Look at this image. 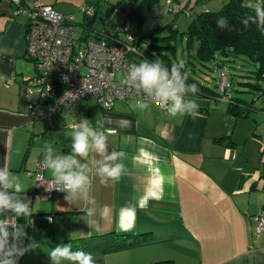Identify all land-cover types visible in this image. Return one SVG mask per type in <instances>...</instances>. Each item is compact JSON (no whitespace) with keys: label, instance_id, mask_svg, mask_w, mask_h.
<instances>
[{"label":"crops","instance_id":"obj_1","mask_svg":"<svg viewBox=\"0 0 264 264\" xmlns=\"http://www.w3.org/2000/svg\"><path fill=\"white\" fill-rule=\"evenodd\" d=\"M102 1L21 0L28 10L35 2L52 6L72 15L78 25L84 21H77L82 7L98 5L99 11ZM17 11L11 0H0V167L20 176L32 204V217L17 221L24 225L25 243L63 242L111 232H150L152 240L148 244L125 250L126 254L138 252L135 264H264V234H256L254 220L264 212V170L260 160L255 162L258 166H251L250 158L241 168L236 167L242 155L235 138L242 120H253L258 127L254 114H264V106L257 107L254 100V107L262 110L236 120L226 113L222 99L208 100L198 95L195 101L211 110L193 119L171 117L148 100L119 101L112 110L100 109L94 115L78 101L75 108L55 114L52 127L44 121H32L23 96V79L34 77L29 68L32 64L35 67L26 57L29 16ZM82 32H86L83 27ZM187 95L185 99L194 100ZM137 101L148 103L150 109L139 110ZM64 112L76 122L87 118L97 131H104L109 153L124 151L128 156L126 161L114 162L125 163L129 170L118 182L105 186L98 177L94 179L91 195L96 211L92 216L87 215L89 205L68 202L64 192L55 193L52 199L35 195L33 174L49 139H55V145L49 144L54 155L71 152L73 125L63 122ZM121 120L131 121V126L118 125ZM253 133L263 139L264 135ZM219 138L224 139L223 144L215 141ZM99 159L93 153L81 163L88 164L94 175L92 161ZM44 175L52 179L46 168ZM105 206L107 214H102ZM0 219L11 223L9 215ZM89 252L96 264H104L106 253ZM18 263L51 264L49 257H39L36 250Z\"/></svg>","mask_w":264,"mask_h":264},{"label":"built area","instance_id":"obj_2","mask_svg":"<svg viewBox=\"0 0 264 264\" xmlns=\"http://www.w3.org/2000/svg\"><path fill=\"white\" fill-rule=\"evenodd\" d=\"M11 1L18 7L17 13L29 16L26 57L35 64L36 75L23 79V96L32 121L41 120L52 127L55 114L75 108L78 101L86 98L97 99L105 111L112 110L116 102L128 100H148L162 108L142 89L125 82L130 66L138 65L135 61L137 40L128 25L118 28L114 37L95 31L76 32L78 25L72 15L62 14L40 2L33 3L28 10L21 0ZM176 2L181 0H167L170 12L177 13L182 7L176 6ZM175 8L178 9L174 11ZM82 11L85 16H91L94 6L84 5ZM121 31L126 36L119 37ZM120 74L123 78H118ZM220 81L218 90L227 102L231 81L224 72L220 73ZM44 171L40 163L33 174L35 195L52 199L55 193L63 191L55 189L58 186L45 177ZM254 220L256 234H264V212Z\"/></svg>","mask_w":264,"mask_h":264},{"label":"clouds","instance_id":"obj_3","mask_svg":"<svg viewBox=\"0 0 264 264\" xmlns=\"http://www.w3.org/2000/svg\"><path fill=\"white\" fill-rule=\"evenodd\" d=\"M253 15L241 19L246 28L255 24L264 32V3L256 0ZM216 27L221 30H234L229 26L227 17H220ZM185 68L183 61L167 67L160 60L151 62L143 60L138 65L133 64L127 71L125 82L145 93L159 102L161 107L171 116H190L195 119L199 115V104L195 100L185 99L188 93L197 94L196 84H188V72H181ZM136 107L149 110L150 105L144 101H137ZM111 121L110 117H105ZM99 123V121H97ZM120 126H131V121L121 120ZM71 152L68 155H54L53 148L45 144L41 164L50 170L52 184L55 189L66 193L65 199L69 201H82L89 205L87 215L95 214V198L91 195L93 182L96 177L105 186L110 182H118L123 176L129 174L125 163H114L117 160H127L124 151L108 152V137L104 131H97L87 118H80L73 126L71 135ZM100 157L93 160L95 173L90 174L89 165L81 163L89 160L91 154ZM32 204L24 193L23 183L19 175L12 173L7 167H0V217L10 216L11 223L0 219V264H18L25 254L39 247L38 242L30 240L25 243L26 232L23 224L18 223L19 218L32 217ZM107 206L102 214H107ZM52 222V217L48 218ZM51 264H96L90 252L73 250L70 243L59 244L48 253Z\"/></svg>","mask_w":264,"mask_h":264},{"label":"trees","instance_id":"obj_4","mask_svg":"<svg viewBox=\"0 0 264 264\" xmlns=\"http://www.w3.org/2000/svg\"><path fill=\"white\" fill-rule=\"evenodd\" d=\"M107 1V0H106ZM159 0H127L131 8L124 17L122 26H126L128 21H135L138 26V32L133 36L137 42V58L136 63H140L143 60H149L155 62L160 60L165 66L171 67L175 62L166 53L170 46V38L175 39L176 34L172 36L160 37L155 36V32L160 26H157L154 31L143 34L141 32L142 26L146 21L149 8L156 4ZM264 3V0H260ZM98 5H94V12L91 16H85L84 21L80 23L86 32L95 31L99 34H109L112 37L117 35L118 29L110 31L107 28L97 29L93 25L94 18L99 14ZM168 6V5H167ZM184 10L183 5L181 11ZM176 16V13H174ZM253 7L247 6L245 0H229L219 12H207L203 11L198 14L190 23L186 34H188L190 40L197 42V52L193 56L199 62H211L214 61L217 55L224 57H244L249 59L258 65L255 72V79L257 83L243 82L244 85L251 87L254 90L259 91L264 96V89L261 81L264 82V32H262L255 24H250L248 27H244L241 24V19L248 15H253ZM192 14H190L191 16ZM220 17H227L229 20V26L234 27V30L229 32L228 30L218 29L216 27V21ZM176 20L174 18L173 22ZM78 25V24H77ZM177 31V30H175ZM174 31V32H175ZM185 69H181L183 73ZM251 78L250 76H246ZM252 80V79H251ZM188 84H196L199 91L197 92L200 97L208 100H221L224 96L215 89L214 91L203 86L200 82L193 79L188 75ZM233 84V79L231 86ZM219 88V85L218 87ZM228 101L226 102V113L234 119L248 118L251 111L262 110L254 107V102H248L245 99L237 98L233 94L232 87L228 92ZM209 102V101H208ZM209 109L205 105H199V113H209ZM219 144H223L224 139H215ZM226 146H234L232 143L225 144ZM152 234L147 233H126L119 234L116 232L106 233L103 235H95L83 239L68 240V241H46L39 243V247L35 250L38 251L39 257H49L48 253L51 249L55 248L59 244L70 243L73 250H83L86 252L97 251L107 253L115 250H128L138 246L146 245L152 240ZM19 264V263H18Z\"/></svg>","mask_w":264,"mask_h":264},{"label":"rangeland","instance_id":"obj_5","mask_svg":"<svg viewBox=\"0 0 264 264\" xmlns=\"http://www.w3.org/2000/svg\"><path fill=\"white\" fill-rule=\"evenodd\" d=\"M228 2L229 0H181L178 4L176 2V6L181 7L183 5L184 10L181 11L180 8L175 16L173 11L170 12V8L167 6V0H159L149 8L141 32L143 34L150 33L154 31L157 26H160L155 32V36L169 37L176 34L177 37L175 39H169L171 48H168L166 53L175 63L183 61L185 64L184 69L188 72V75L200 82L203 86L214 91L215 89L218 90L217 87L221 82L220 73L224 72L229 78L233 79L231 87L234 96L248 100V102L255 100L256 106L260 108L261 106H264V96L261 95L262 93L242 83L245 81L257 83L255 72L257 71L258 65L244 57L227 58L222 55H217L214 61L208 63L199 62L193 56L197 52V42L195 40H190L188 34H186L190 23L198 14L203 11L213 13L219 12ZM254 3L255 2H246L247 6L253 8L255 6ZM130 8L131 5H129L127 0H103L101 2V8H99V14L93 20V25L97 29H104L107 27L109 30H116L122 25L124 17ZM177 9L178 8H175L173 10L176 11ZM117 10H120V12H117ZM190 14L192 15L190 16ZM84 17L85 14L81 9L77 21H83ZM174 18H176V20L173 22ZM127 25L131 28L133 34L138 32L139 29L135 21H128ZM75 30L76 32H82V27L78 25L75 27ZM124 36H126V34L121 31L119 37ZM29 73L30 76L36 75V69L33 64L32 67L29 68ZM247 75L250 76L252 80L243 77ZM121 77L123 78L122 74L118 75V78ZM261 84L264 89V82L261 81ZM190 95L194 100L199 97L198 93L195 95L188 93L187 97ZM80 102L81 105L85 107L86 112L90 111L89 113L92 115H94L97 110L102 109L98 100L95 98L81 99ZM199 103L200 105L202 104L201 102ZM214 104L223 105L220 102H214ZM64 113L65 115H63L62 118L63 122L67 123V125L74 126L77 122L69 117L68 112ZM254 115L258 119V127L255 126L256 123L253 122V120L247 119L240 121L239 128L236 130L235 138L239 141V152L242 155L241 160L236 162V167L241 168L245 163V159L250 158L251 166H258L255 162L260 160L262 164L260 166H262V169L264 170V159L262 158L264 156V141L253 133L255 131L256 134L264 135V114L258 113ZM247 123H251L252 126ZM38 126L41 129L44 127L43 124H38ZM53 131H56V129ZM48 143L55 145V139L50 138ZM43 144L44 143L42 142V147ZM144 248L148 250L152 249L150 247H143V249ZM130 253L131 252H128L126 254L125 250H113L103 254L104 259L102 262L104 264H135L139 254L138 252L135 254ZM140 254L143 256L144 250H142Z\"/></svg>","mask_w":264,"mask_h":264},{"label":"water","instance_id":"obj_6","mask_svg":"<svg viewBox=\"0 0 264 264\" xmlns=\"http://www.w3.org/2000/svg\"><path fill=\"white\" fill-rule=\"evenodd\" d=\"M35 191H36V189H35Z\"/></svg>","mask_w":264,"mask_h":264}]
</instances>
